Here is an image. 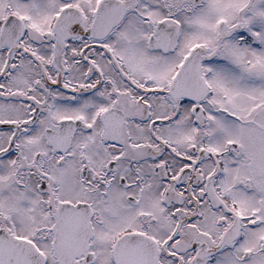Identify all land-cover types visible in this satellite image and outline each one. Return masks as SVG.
Wrapping results in <instances>:
<instances>
[{"label": "snow or ice", "instance_id": "6c2138e0", "mask_svg": "<svg viewBox=\"0 0 264 264\" xmlns=\"http://www.w3.org/2000/svg\"><path fill=\"white\" fill-rule=\"evenodd\" d=\"M0 264H264V0H0Z\"/></svg>", "mask_w": 264, "mask_h": 264}]
</instances>
